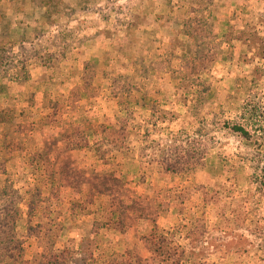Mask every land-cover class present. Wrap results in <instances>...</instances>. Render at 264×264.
I'll list each match as a JSON object with an SVG mask.
<instances>
[{
  "label": "rangeland",
  "instance_id": "1",
  "mask_svg": "<svg viewBox=\"0 0 264 264\" xmlns=\"http://www.w3.org/2000/svg\"><path fill=\"white\" fill-rule=\"evenodd\" d=\"M140 1L0 0V210L17 211L19 246L18 256L0 264L10 258L17 264H217L206 261L217 248L233 249L241 259L254 254L237 264H264V114L202 115L206 93L218 92L205 82L219 78L212 72L217 60L199 61L185 21L200 12L187 14L186 0H151L176 6L168 15L177 21L170 44L178 55L163 56L166 64L175 60L176 103L144 104L142 112L138 98L125 101L135 78L151 77L133 69L142 52L157 56L149 43L139 48V31L158 14L149 0L145 8ZM202 5L194 0V8ZM258 16L253 29L264 33ZM252 41L264 56V36ZM93 61L110 70H97ZM20 69L26 78H15ZM239 78L243 105L250 98L263 108L264 65ZM228 121L244 124L250 140L227 129ZM203 141L207 154L234 163L216 168L217 178L201 185L204 159L177 161L183 150L169 151ZM227 170L236 181H226ZM203 203L216 213L233 211L234 221L222 227L227 234L230 225L250 231L256 246L246 248L241 231L234 248L204 245L212 233L204 227ZM9 223L0 222V233Z\"/></svg>",
  "mask_w": 264,
  "mask_h": 264
},
{
  "label": "crops",
  "instance_id": "2",
  "mask_svg": "<svg viewBox=\"0 0 264 264\" xmlns=\"http://www.w3.org/2000/svg\"><path fill=\"white\" fill-rule=\"evenodd\" d=\"M65 2H72L73 0H64ZM142 0L137 5L139 7L148 6L154 8L155 16L153 17V26H143L141 33V39L139 40V48L143 43L151 44L153 50L157 51V56H153L156 52H142L143 62L140 65L133 67L136 71H139L141 75L148 73L151 77L145 78H135L136 85H132L127 96H124V100L130 103L131 100L138 98L142 102V112H145L146 107L144 104L159 103L161 107H167L172 103H176L178 97V80L172 77V67H176L173 63L178 55V47L171 48V40L176 37V18H172L168 15L171 11H175V4H167L161 1H147ZM212 1V2H211ZM187 2V14L194 15L196 12H200V15L205 18H211L215 28L217 29V43L219 44V57L217 59V66L213 67V73L216 72L219 78H215L210 81L209 79L205 82L211 84L214 87H218V92L211 95L212 90L204 96L202 102V115L209 118L217 113H223V115L230 118H235L243 113V102L244 96L241 94V88H243V82H241L242 72L249 73L251 69L257 65H264V56H258L255 53V45L252 41L253 36H264V33L255 32L253 29V23L255 21V16L259 14L258 18L261 21L264 20V0H202V7L198 10L193 7L194 0H186ZM160 5H159V4ZM167 8V10H164ZM198 10V11H197ZM173 13V12H172ZM194 13V14H193ZM143 15H146L143 11ZM158 15V16H157ZM108 22V21H107ZM154 29V30H153ZM138 33V30H137ZM137 35V34H136ZM261 35V36H260ZM140 36V35H139ZM169 46V47H168ZM174 48V49H173ZM96 50V47L91 48ZM174 52V58L169 59L168 64L163 60V56L167 54H172ZM151 55L153 57H151ZM149 62V64H147ZM156 64H160L158 67ZM153 63V64H152ZM96 69L99 71L110 70L106 64L96 63L93 61ZM168 65V68H167ZM141 66V68H140ZM216 67V68H215ZM133 71L132 69H130ZM164 74H159L162 72ZM249 75V74H248ZM247 75V77H249ZM106 78L104 76H101ZM98 78H95L96 83ZM253 79V78H249ZM107 79L103 80L106 82ZM252 84H256L255 80L250 81ZM102 95V94H101ZM260 103L263 105L264 110V93L260 98ZM158 104V105H159ZM210 119V118H209ZM229 144L226 143L224 147L228 148ZM7 164L11 161L8 158ZM135 159V158H134ZM13 160H16L13 159ZM234 163L232 160L229 162L226 159L216 157L209 153L204 159L203 164V184L209 183L210 180L217 178L215 175L216 168L227 167L229 164ZM237 164V159L235 160ZM131 169H127V173ZM221 170V169H220ZM28 174V170H26ZM4 175V173H2ZM1 175V176H2ZM227 182L232 183L236 181V176L230 172L226 173ZM205 208L202 210V218L204 227L207 228L209 233H212L205 238L204 245L215 247H223L226 249L236 245V239L234 237L235 233L241 230H237L235 225L231 226V233L227 234L224 230L223 224L226 220L230 219L234 221L235 213L231 210H227L224 213H216L215 206H211L209 203L204 205ZM173 209H170L171 215L173 214ZM178 216V215H177ZM170 220L174 218V214L169 217ZM28 224V223H27ZM243 237L246 240L245 247L252 248L256 245L253 244L250 238V231L242 230ZM217 236V238H215ZM253 253H248L243 259L241 256L233 249L229 252L212 249L206 255V261L214 262L217 264H237L245 260L246 262L251 261ZM32 258V256H31Z\"/></svg>",
  "mask_w": 264,
  "mask_h": 264
},
{
  "label": "trees",
  "instance_id": "3",
  "mask_svg": "<svg viewBox=\"0 0 264 264\" xmlns=\"http://www.w3.org/2000/svg\"><path fill=\"white\" fill-rule=\"evenodd\" d=\"M185 29H186V35L189 36V38L195 39L196 44V54L197 57H199V61L201 63H204L207 59V64L213 63L216 61L219 57V44L217 43V29L215 28L211 18H205L202 15L197 14L194 17L189 18L185 21ZM38 57V56H36ZM34 57L33 59H35ZM9 60V58L7 59ZM192 61L191 59L188 60V62ZM23 72V73H22ZM26 76V72L24 69L15 70L14 76L17 78L19 75ZM208 93V92H207ZM206 93V94H207ZM250 99V98H249ZM246 100L243 105V113L242 116L244 118H257L260 117L261 114H264V110L262 107L258 106L257 102L255 100ZM256 103V104H255ZM260 109L261 112H258ZM225 127L229 129L231 132L243 137L245 140H250V134L251 131L245 127L244 124L240 122H226ZM253 133V132H252ZM210 140V136H209ZM208 142V141H207ZM196 145L193 148H185L177 147L179 145H176L174 148H177L169 151V155L173 156L176 154L178 155V152L183 150V154L180 156H177V161L182 160V158L185 156V160L193 162L200 161L202 159H205L208 155L209 150V144H205V141L202 143H195ZM261 144V142H260ZM259 144V145H260ZM201 146V148H199ZM168 149L164 150V153L167 154ZM200 152V153H199ZM169 160H172L169 158ZM17 215V211L10 210L8 208H2L0 210V222L4 221L5 219L10 220V223L8 224V228H4L3 233H0V260L3 258H7L8 255L15 256L17 254L18 240L15 237V223L13 224L12 217ZM16 220V219H15ZM17 221V220H16ZM207 238V237H205ZM19 253V252H18ZM18 256V254H17ZM5 260V259H3ZM1 262V261H0ZM2 264H17L16 261L12 262V258L9 259V262H4Z\"/></svg>",
  "mask_w": 264,
  "mask_h": 264
}]
</instances>
